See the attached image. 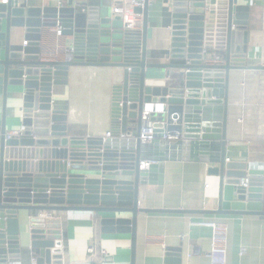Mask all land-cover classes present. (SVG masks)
I'll list each match as a JSON object with an SVG mask.
<instances>
[{"label": "water", "instance_id": "obj_1", "mask_svg": "<svg viewBox=\"0 0 264 264\" xmlns=\"http://www.w3.org/2000/svg\"><path fill=\"white\" fill-rule=\"evenodd\" d=\"M24 2H0V264H20L22 235L38 252L35 264H62L61 222L52 212L91 214L93 251L85 258L88 264H112L113 257L102 254L101 237L122 233L131 235L129 264H135L140 214L264 220V155L253 163L245 158L225 162L232 141L234 90L239 91L248 76H264V24L260 45L251 46L255 33L248 6L238 0H170L169 58L151 63L147 61L148 3L142 10L134 9L142 15L141 29L129 30L120 16L100 7L82 12L74 5L31 7ZM54 26L70 39L61 61H43L42 32ZM20 31L25 45L15 42ZM204 56L223 63L208 64ZM158 69L165 81L149 84V71ZM75 76L88 81L89 100L83 109L87 115L79 114L82 118L74 117L70 108H53V87H68ZM97 76L110 82L109 137L105 131L93 130ZM10 88L21 100V128L8 136L5 113ZM146 104L163 106L159 120L179 114L178 124L166 130L182 133V141H162L156 131L152 143H140ZM78 125L86 126L84 133H78ZM146 160L154 163L140 171V162ZM167 162L218 164L213 171L218 175L217 208L141 207L140 188L162 185ZM245 179L247 188L241 185ZM225 187L231 188L227 200ZM18 212L30 213L22 232ZM180 252V248L166 249L163 264H181Z\"/></svg>", "mask_w": 264, "mask_h": 264}, {"label": "crops", "instance_id": "obj_2", "mask_svg": "<svg viewBox=\"0 0 264 264\" xmlns=\"http://www.w3.org/2000/svg\"><path fill=\"white\" fill-rule=\"evenodd\" d=\"M118 0H26L31 7H67L75 3L87 8L100 7L110 13L111 6ZM240 5L249 7V22L255 35L251 46L258 47L263 34L264 0H238ZM23 3V4H24ZM147 61L164 63L169 58L170 47V0H154L148 5L147 14ZM251 29V30H252ZM20 31L16 43H23ZM53 39L46 29L42 32L41 51L44 53ZM70 38L64 36V43ZM64 54V53H63ZM217 54V53H216ZM63 57L61 56L60 59ZM0 67V131L3 106V80ZM149 84L162 85L165 81L163 70L149 71ZM247 76V74H245ZM257 75V74H256ZM240 82L239 91L234 90L236 102L231 104L232 125L229 136L232 139L226 147V157L245 158L253 163L264 155V76ZM72 85L53 87V108H70L74 117L87 115L89 100L88 81L75 76ZM109 86L104 76H97L94 94L93 130L110 131ZM10 88L7 94L5 128L9 135L21 128V100ZM77 114V115H76ZM78 133H84L86 126L78 125ZM218 164L199 162H167L162 185L141 187V207L149 209H184L190 211L215 210L217 208L218 175L214 174ZM231 188L225 187L224 198H230ZM29 212H18L19 229L27 228ZM61 222L63 244L62 264H88L85 258L93 243L92 217L87 212H52ZM103 218L108 215H102ZM123 217H129L125 215ZM200 219L215 220L228 228L226 264H264V220L255 216L228 217L204 214H140L137 218L135 238V264H163L166 249L180 248L181 264H210L207 256L210 250L211 230L196 222ZM20 264H30L38 252L29 247L23 235L20 242ZM245 254L239 256V250ZM101 249L113 257L112 264H129L131 256V235L108 234L101 237Z\"/></svg>", "mask_w": 264, "mask_h": 264}, {"label": "built area", "instance_id": "obj_3", "mask_svg": "<svg viewBox=\"0 0 264 264\" xmlns=\"http://www.w3.org/2000/svg\"><path fill=\"white\" fill-rule=\"evenodd\" d=\"M154 0H118L116 1L110 9V14L118 15L122 18L124 23V28L129 30H140L142 26V15L134 12V9H143L145 4L151 3ZM1 3L6 4L7 0H0ZM75 7L79 8L82 12L87 10V7L83 4L75 3ZM46 30L52 34L53 39L51 44L46 48L44 53H41V60L43 61H61L64 58L66 51L64 43V36L62 30L58 26L46 28ZM26 43L23 42V45ZM64 53V54H63ZM204 54L206 52L204 51ZM61 56L63 57L62 59ZM204 62L208 64H220L223 63V60L217 57H206L204 56ZM121 106V104H119ZM165 113L163 106L161 104H146L145 108L141 113V128L139 133V140L141 144H150L155 140V132L160 131L159 139L165 142L174 143L182 141V133L172 131L169 132L166 130L168 125L175 126L178 124L180 116L178 113H172L163 120L158 119V115ZM152 116L155 117L152 120ZM17 134V132H12L8 136ZM106 137L110 136V133L105 134ZM122 137V136H121ZM230 161L229 157H225V162ZM153 161H142L140 162L139 169L140 171H145L149 168ZM243 188H247V180H243L241 183ZM196 224L208 227L211 230L210 235V250L207 253L210 264H226V247H227V233L228 228L225 224L217 222L215 220H204L200 219ZM93 251V246L91 245L88 249V255ZM245 249L241 248L238 252L239 256L245 254ZM102 254L105 255L102 251ZM36 258L30 260V264H35Z\"/></svg>", "mask_w": 264, "mask_h": 264}]
</instances>
